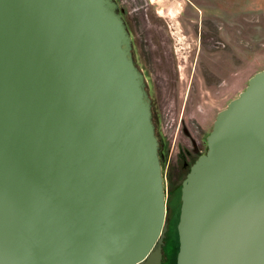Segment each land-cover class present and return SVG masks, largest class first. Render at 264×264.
Here are the masks:
<instances>
[{
	"label": "water",
	"instance_id": "obj_1",
	"mask_svg": "<svg viewBox=\"0 0 264 264\" xmlns=\"http://www.w3.org/2000/svg\"><path fill=\"white\" fill-rule=\"evenodd\" d=\"M117 0H0V264H163L166 185ZM182 183L177 264H264V69Z\"/></svg>",
	"mask_w": 264,
	"mask_h": 264
},
{
	"label": "rangeland",
	"instance_id": "obj_2",
	"mask_svg": "<svg viewBox=\"0 0 264 264\" xmlns=\"http://www.w3.org/2000/svg\"><path fill=\"white\" fill-rule=\"evenodd\" d=\"M148 1L153 7V18L172 24L174 33L168 31V34L171 38L176 36L178 51L174 54L179 56L176 60L181 64L178 67L181 86L162 89L166 100L158 103V111L153 110L167 197L170 187L171 215L163 264H177L182 183L188 171L182 168L185 164L189 167L207 151V137L218 112L246 88L254 73L264 69V0ZM196 22H202L205 27L206 48L199 47V35L191 29L190 23ZM153 28L152 34L162 27ZM196 40L198 46L188 51L189 41L193 46ZM134 53L143 67L139 50ZM169 168L175 173L174 187L170 179L167 181Z\"/></svg>",
	"mask_w": 264,
	"mask_h": 264
},
{
	"label": "flooded vegetation",
	"instance_id": "obj_3",
	"mask_svg": "<svg viewBox=\"0 0 264 264\" xmlns=\"http://www.w3.org/2000/svg\"><path fill=\"white\" fill-rule=\"evenodd\" d=\"M151 1V0H150ZM118 2V0H117ZM119 3V11L122 13L125 22L127 24V28L132 36V42H133V55L135 58V51L139 50L142 63L144 64L143 67H141V64H138L135 58L136 64L139 66V68L143 71L145 74V80L147 84V89L149 91L152 106L154 113L158 111V103L164 102V99L166 100V97L164 96V92L162 89H166L169 87H175L179 88L181 86V74L178 71V67H181V64L176 60V57L178 58V55H175L174 53H177V42L174 40L176 36H172V38L169 36L168 31L174 33L172 30V24L167 22V25L165 23L159 22L151 16L153 12H151V9L153 8L148 0H122V3ZM159 12L160 10L157 9ZM192 25L191 29H193L195 35H199V47H205L206 48V30L204 25L202 26V22H196ZM206 25V24H205ZM155 27H162L159 31H153L154 34L150 33L151 28ZM169 27V28H168ZM167 31V33L165 32ZM173 35V34H172ZM189 40V39H188ZM185 41V40H184ZM198 41L196 40L195 44L192 46L191 41H189L188 44V51H194L195 48L198 46ZM182 47H186L185 45H182ZM200 59V58H199ZM174 69V72L172 70ZM194 77V74H192L191 80ZM151 78V79H149ZM206 80V76H205ZM192 82V81H191ZM192 86V85H190ZM158 93H157V91ZM162 146L164 147L165 144L163 143ZM196 160V159H195ZM195 160L192 162V164L195 162ZM191 164V165H192ZM191 165L188 167L187 164L183 165V170H188L186 172H189ZM187 167L189 169H187ZM164 170V169H163ZM185 172V171H184ZM169 176V177H168ZM170 182L173 185V187L176 185L175 181V173H172V170L169 168L168 174H167V181ZM184 180V179H183ZM168 197L166 196V206H167V230L170 223V205L168 203V199L170 196V187L168 186ZM167 230L165 231V235L162 242V251H163V260H164V249L166 245V239H167ZM180 245V244H179Z\"/></svg>",
	"mask_w": 264,
	"mask_h": 264
},
{
	"label": "trees",
	"instance_id": "obj_4",
	"mask_svg": "<svg viewBox=\"0 0 264 264\" xmlns=\"http://www.w3.org/2000/svg\"><path fill=\"white\" fill-rule=\"evenodd\" d=\"M161 152V151H160Z\"/></svg>",
	"mask_w": 264,
	"mask_h": 264
}]
</instances>
